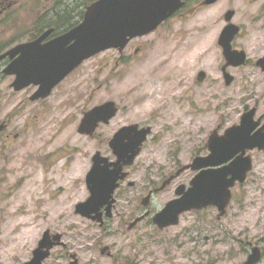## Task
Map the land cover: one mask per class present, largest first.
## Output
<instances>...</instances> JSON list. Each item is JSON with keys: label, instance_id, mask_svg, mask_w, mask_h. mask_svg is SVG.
Returning <instances> with one entry per match:
<instances>
[{"label": "rangeland", "instance_id": "1", "mask_svg": "<svg viewBox=\"0 0 264 264\" xmlns=\"http://www.w3.org/2000/svg\"><path fill=\"white\" fill-rule=\"evenodd\" d=\"M18 2L23 8L15 21L0 22V43L15 38L20 27L26 31L55 0ZM230 8L245 34L235 43H245L250 58L263 55L264 0H218L172 15L134 38L121 57L109 49L85 60L44 99L29 100L33 86L14 91V78L2 73L0 63V123H7L0 141L8 135L0 143V264L28 261L46 229L61 233L64 242L51 250L47 264H68L71 253L77 264H239L248 243L261 249L256 264H264V150L249 152L252 169L232 188L220 220L216 208L207 207L184 212L178 224L163 229L151 221L175 196V186L188 183L190 169L153 193L146 207L141 204L148 188H158L194 156L209 152L213 129L222 134L238 124L248 106L258 107L256 116L264 112L263 73L252 65L230 68L229 85L220 73L223 56L216 40ZM200 70L206 72L202 82L196 80ZM107 100L118 107L110 122L93 136L78 133L83 112ZM129 123L150 125L152 131L128 167L134 186L125 182L116 189L113 215L99 227L75 214V204L89 195L85 175L93 153L113 159L107 141ZM146 209L150 215L128 228ZM106 245L110 256L107 250L101 254Z\"/></svg>", "mask_w": 264, "mask_h": 264}, {"label": "water", "instance_id": "2", "mask_svg": "<svg viewBox=\"0 0 264 264\" xmlns=\"http://www.w3.org/2000/svg\"><path fill=\"white\" fill-rule=\"evenodd\" d=\"M216 1L204 0L202 4L209 5ZM183 4V0H94L85 7L81 20L68 30L50 37L53 28H48L37 37L19 42L2 52L0 60L9 58L2 73L14 76L10 84L14 91L33 85L35 90L29 100L43 99L83 61L107 49L122 51L131 39L156 29ZM232 14L233 11L228 10L225 19L229 20ZM237 31V25L228 23L219 34L217 43L226 60L223 70L227 65H241L245 61L244 51L231 47ZM205 76V71L200 70L196 80L201 82ZM232 80L233 76L224 70L225 84L229 85ZM117 111L112 100L93 106L83 112L77 132L92 136L98 125L107 124ZM256 111V106L244 110L239 123L226 128L222 134L217 128L213 129L206 142L209 152L194 156L189 164L179 168L161 183L157 190L164 189L183 170L190 168L195 171L188 186L177 185L174 189L175 196L152 215V222L158 228L176 225L183 212L201 210L207 206L217 209L218 220L225 214L232 188L236 183H243L252 169L253 161L249 151L264 149V121L261 123L262 116L255 118ZM2 126L0 124V129ZM150 132L149 125H123L107 142L114 159L110 160L99 150L94 152L91 166L85 175L89 195L84 201L75 204V214L100 225L103 224L104 217L112 216L114 191L128 175L123 168L134 162ZM129 184L132 185L133 182ZM150 196L151 193H148L143 197V206L148 205ZM148 214L149 211L146 210L130 222L128 228ZM63 245L61 233H51L46 229L32 250L30 259L23 264H46L45 260L51 250ZM107 248L102 247L101 253ZM70 258L68 264L78 263L75 253L70 254ZM260 259L261 250L255 245L251 246L246 259L239 264H256Z\"/></svg>", "mask_w": 264, "mask_h": 264}, {"label": "trees", "instance_id": "3", "mask_svg": "<svg viewBox=\"0 0 264 264\" xmlns=\"http://www.w3.org/2000/svg\"><path fill=\"white\" fill-rule=\"evenodd\" d=\"M18 1L19 0H0V8L5 7L3 15L0 16L1 26L6 25L7 22H5V20L13 19L15 21V18L12 17H14L16 13L19 14L23 8V5H16L19 4ZM93 1L94 0H55V3L51 5L50 9L35 16L26 31L24 27L18 29L17 36L20 38H16V36L5 43H0V53L12 46L19 39L29 40L35 38L47 28H53V35L68 30L79 22L83 16L85 7Z\"/></svg>", "mask_w": 264, "mask_h": 264}, {"label": "flooded vegetation", "instance_id": "4", "mask_svg": "<svg viewBox=\"0 0 264 264\" xmlns=\"http://www.w3.org/2000/svg\"><path fill=\"white\" fill-rule=\"evenodd\" d=\"M191 1H192V0H183L184 4H183L182 8H181L179 11H177L175 14H176V15H182V14H184L186 11H193L194 8H196V6H199V7H205V6H208V5H204V4H202L204 0H194L193 3L195 2V5H192V6L189 7V5L191 4ZM217 1H218V0H217ZM210 5H211V4H210ZM4 10H5V7L0 8V16L3 15ZM228 10H232V11H233V14H232V16L230 17L229 20H226V19H225V13H226ZM234 16H235V10L232 9V8L227 9V10L224 12V14H223L224 24H223L222 28L220 29V31H219V33H218V36H217V40H216V42L218 41V37H219V34H220L221 30L223 29V27H224L226 24H228V23H233V24L237 25V26H238V31H237V33L234 35V37H233V39H232V41H231V47H232V49H234V50H242V51H244V53H245V61H244V63L241 64V65H236V66H234V65H227V66H225V69H224L225 72H228L229 74L232 75V73H230V71H229L230 68L235 69V68H239V67H244V66H246V65H252V66H253V69H256V68H257L261 73L264 74V53H263V55H261V56H257V57H252V58H250V57L248 56V51H247L248 46L245 45V43H244L245 46H244V45H239V44H236V43H235V40H236L237 38L242 37V39H243V38L245 37V34H244L243 31H242V30H243V27H242L243 25H242V23H237V22H233V21H232V18H233ZM262 25H263V27H264V23H263ZM132 40H133V39H132ZM132 40H130V41L128 42L127 45H129L130 42H131ZM217 44H218V43H217ZM219 47H220V46H219ZM220 48H221V47H220ZM113 50H115V49H113ZM135 51H137V49H135ZM118 53H119V57H121V55H122L121 53H122V52L118 51ZM221 54H222V49H221ZM222 56H223V55H222ZM225 61H226V60H225L224 57H223V62H222V64L220 65V73H221V76H222L223 81H224V70L222 69V67H223V65L225 64ZM8 62H9V58H8V57H6L4 60L0 61V63H4V65L7 64ZM255 67H256V68H255ZM232 76H233V75H232ZM233 78H234V76H233ZM224 84H225V81H224ZM225 85H227V84H225ZM253 106H256V105H253ZM256 107H257V106H256ZM247 108H249V107H247ZM257 109H258V107H257ZM2 124H3V126H2V128L0 129V134H1V133H4L3 131L5 130V128H6V126H7V123H6V122H3ZM7 137H8V135L6 134V138H5V139H1L0 143H1L2 141H6V140H8ZM0 168H1V166H0ZM129 177H130V173H129L128 177H127L125 180H123V181L120 182V185L126 182L127 186H129V187H133L134 184L129 185V181H127ZM177 177H178V176H177ZM177 177H176V178H177ZM176 178H174V179L171 181V183H172ZM171 183H170V184H171ZM153 189H154L153 187L148 188V192H153ZM106 221H107V219L104 220V222H103L102 225L98 224V226H99V227H102V226L106 223ZM249 246H250V245H249ZM107 247H108V249H106V250H107V253H108V251H109V246L107 245ZM110 255H111V254H109V256H110Z\"/></svg>", "mask_w": 264, "mask_h": 264}]
</instances>
